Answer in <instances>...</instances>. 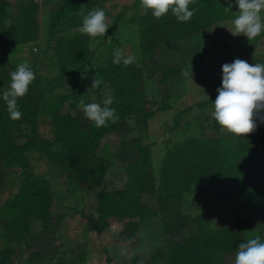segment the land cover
<instances>
[{
    "label": "trees",
    "instance_id": "obj_1",
    "mask_svg": "<svg viewBox=\"0 0 264 264\" xmlns=\"http://www.w3.org/2000/svg\"><path fill=\"white\" fill-rule=\"evenodd\" d=\"M106 1L42 0L41 4L39 0H0V191L4 188L1 180L12 170L25 172L17 191L0 205V235L6 241L0 247V264H11L16 249L24 252L31 247L34 250L27 255L31 263L34 259L38 260L35 264L83 263L82 253L67 261L64 253L59 254L58 245L49 246L58 227L52 212L57 198L47 177L33 173L31 160L44 161L70 186L85 183L98 187L105 181L111 157L116 155L110 152L108 157L100 149L109 133L120 137L116 156L125 162L127 183L120 188L102 187L95 194L96 219L88 218V230L102 233L109 228L110 219L122 222L117 240L135 242L129 257L132 264H235L240 243L257 236L264 242V228L257 230L250 218L243 216L261 214L264 218L260 199L264 197V111L255 118L256 130L243 136L219 129L213 117L208 130L211 134L204 133L200 125L199 135L175 143L166 150L157 173L150 144L144 140L148 138V121L157 111L168 109L169 99L176 96L170 89L178 82L181 62L201 54L203 51L197 49L214 23L235 19L237 10L230 0H195L189 5L194 10L189 22H179L171 10L160 19L152 15L151 9L143 8L132 15L130 22L137 26L141 65L114 64L112 56L89 69L93 78L102 81L99 87L113 98L109 107L115 108L119 116L115 123L108 121L106 127L97 128L85 116L81 104L91 103L90 98L76 93L77 81L94 58L90 38L84 33L62 32L82 26L83 17L102 9ZM139 1L133 4L137 6ZM9 7L14 8L11 15ZM120 21L113 19L115 24ZM39 41L44 43L42 52L49 53V60L61 73L45 76L35 61L28 62L36 78L28 93L18 98L22 118L12 120L3 92L10 87V73L21 63L9 55L22 45ZM165 50L177 51L178 55L172 57ZM257 63H264V59ZM70 75L77 81L68 87V92L56 93L57 88L66 87ZM146 78L162 86V90L157 86L163 96L154 108L149 105L152 101L144 86ZM103 101V94L98 93L93 103L103 106ZM41 114L49 116L50 137L38 131ZM130 118L134 120L132 126ZM135 129L137 133L130 136ZM190 192L230 199L235 224L215 229L204 214H191L184 202L185 194ZM143 195L154 197V208L144 203ZM153 217L159 219L165 241L140 250L136 243L139 229ZM44 246L49 248L45 251Z\"/></svg>",
    "mask_w": 264,
    "mask_h": 264
},
{
    "label": "rangeland",
    "instance_id": "obj_2",
    "mask_svg": "<svg viewBox=\"0 0 264 264\" xmlns=\"http://www.w3.org/2000/svg\"><path fill=\"white\" fill-rule=\"evenodd\" d=\"M10 1L14 3L16 0ZM39 1L42 4V0ZM230 1L238 13L239 8L235 0ZM133 3L134 0H107L105 2L102 10L105 11L109 24L106 34L96 37L88 35L90 48L94 52L93 60H90L89 64L85 66L87 70L84 71V68L79 81L73 75L67 76L69 81L66 87L57 88L56 93L68 92L70 90L68 87H71L77 81L76 93L83 97H89L91 103L96 101L98 93L103 94V98L106 99L110 94L104 88H91L95 78L90 75L89 69L114 56L116 49H122L125 56H134L136 58L134 63L141 65L142 57L139 50L137 26L133 22L131 23L130 19L132 15L141 12L143 7L141 0L137 6ZM8 11L11 15L14 13V8L9 7ZM39 14H41V11ZM116 17L122 19V22L115 24L113 19ZM262 17H264V12H262ZM233 21L234 19L214 23L209 30V36L201 41L197 49L203 52L193 54L186 62H181L182 67L180 68L178 82L175 87L170 89L171 92L176 93V96L174 95L173 98L169 99L170 107L163 111H157L155 116L148 121V131L146 133L148 138H145L144 142L150 144L152 165L156 173L167 149L182 141L184 137L199 135L200 125L202 126L200 128L204 129V133L211 129L214 117V101L218 96L217 89L222 85V66L225 63L234 62L237 58L247 60V62L251 61L253 65L258 60L264 59V33L252 40H249L243 34L233 35L229 30L234 31ZM81 27L66 29L62 33L67 35L82 33L80 31ZM43 44L42 41H39L22 45L19 51L10 54L9 57L19 63L35 61L40 72L45 76L61 73L49 60V53L42 52ZM165 53H170L172 57L178 55V52L174 50H165ZM191 66L192 77L190 75L185 76L184 71H190ZM144 81L146 93L152 101L149 105L154 108L162 99L163 95L160 93L162 86L159 87L156 81L148 78ZM157 86L160 90L157 89ZM204 101L207 102L203 106L197 105ZM129 123L131 126L134 125V120L130 118ZM220 128L224 129L219 126ZM50 130L49 116L41 114L38 122L39 133L50 137L52 135ZM136 133L135 129L129 135L133 136ZM208 133L211 134V131H208ZM119 141L120 137L117 133L106 134L100 144V149L102 148V152L108 157L111 155L110 152L117 155ZM116 155L111 157V165L105 175V181L94 188L85 183L70 186L63 180L62 176L54 170L51 171L47 163L37 159L31 160L33 173L47 177L57 198V205L55 204L52 212L54 214L53 219L57 218L58 227L55 229V232L57 231L55 238L53 237L50 242L48 241L49 246L51 244L58 245L59 254L64 253L67 261L71 260V257L76 259V256L82 253L85 256L83 263H76V261L74 264H132L129 257L135 242L132 244L128 241L119 243L117 240V234L123 226L122 222L110 219L109 228L102 233L88 230V218L96 219L95 194L102 187L106 189L120 188L127 183L124 170L125 162H121ZM23 177H25V172L15 169L10 172L8 177L1 180V185H4V188L0 191V205H3L6 199L17 191ZM230 191L231 189L228 188L227 192ZM260 199L264 205V197H260ZM143 200L144 203L153 208L155 207L154 197L143 195ZM184 202L186 203V210L190 211L191 214H204L211 220L212 227H215V229L224 226L231 227L235 224V210L230 199L215 197L211 194L190 192L185 194ZM243 216L250 218L252 226L257 230L261 227L264 228V218L261 214L247 215L243 213ZM53 219L52 222L55 223ZM37 227L35 228L37 229ZM40 231L42 232L41 228ZM164 241L165 236L161 232L159 219L153 217L147 220L144 226L139 229L136 243L140 250H147L164 243ZM5 242L4 236L0 235V247L5 245ZM48 248L44 246L45 251ZM32 250H34L32 247L24 252L16 249L11 257V264L37 263V259H34L31 263L27 258ZM57 256L52 259H56ZM43 262L46 263L47 260H43Z\"/></svg>",
    "mask_w": 264,
    "mask_h": 264
},
{
    "label": "clouds",
    "instance_id": "obj_3",
    "mask_svg": "<svg viewBox=\"0 0 264 264\" xmlns=\"http://www.w3.org/2000/svg\"><path fill=\"white\" fill-rule=\"evenodd\" d=\"M195 0H141L144 9H151L152 15L160 19L165 14L171 13L179 22H189L194 15V10L189 5ZM238 5V16L234 19L233 35L243 34L249 40L264 33V0H235ZM231 7V5H230ZM109 28L106 13L102 9H95L83 17L80 31L91 37L103 36ZM135 57L125 56L122 49L114 51V64L123 63L125 66L132 64ZM222 85L217 89L218 96L214 101L213 116L218 124L228 132L237 136L253 133L258 125L255 118L264 111V63L249 64L247 61L235 59L232 63L222 66ZM185 76L192 77L190 71H184ZM10 87L3 92L7 111L12 120H19L23 113L18 108V98L28 93L29 85L35 80V73L28 63H21L17 69L10 73ZM102 83L94 79L91 88H98ZM85 116L94 122L97 128L106 127L108 121L115 123L119 116L116 109L109 107L113 98L109 95L103 101V106L98 103L84 104ZM264 122V118H261ZM235 264H264V242L259 236L239 244L235 256Z\"/></svg>",
    "mask_w": 264,
    "mask_h": 264
}]
</instances>
